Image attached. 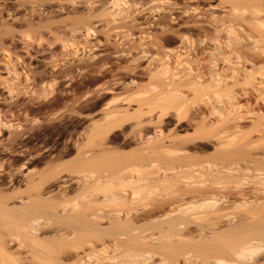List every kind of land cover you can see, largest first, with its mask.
Wrapping results in <instances>:
<instances>
[{
	"label": "bare ground",
	"instance_id": "bare-ground-1",
	"mask_svg": "<svg viewBox=\"0 0 264 264\" xmlns=\"http://www.w3.org/2000/svg\"><path fill=\"white\" fill-rule=\"evenodd\" d=\"M0 15V264H264V0Z\"/></svg>",
	"mask_w": 264,
	"mask_h": 264
},
{
	"label": "rangeland",
	"instance_id": "rangeland-1",
	"mask_svg": "<svg viewBox=\"0 0 264 264\" xmlns=\"http://www.w3.org/2000/svg\"><path fill=\"white\" fill-rule=\"evenodd\" d=\"M14 1H15V0H14ZM216 11L218 12L217 9H216ZM0 16H1V15H0ZM1 17H2V16H1ZM1 17H0V24H10V23H9L10 21H9L8 19H5L4 16L2 17V19L4 20V22H5V20L8 21V23H7V22L4 23L3 21H1ZM1 22H2V23H1ZM0 26H1V27H0V29H1L0 31H3V34H4V29H5V28L3 27V25H0ZM2 28H4V29H2ZM14 28H15V27H13V29H14ZM17 28H18V30H19V27H16V29H17ZM15 32H16V31L13 30V34H11V35H12V36H13V35L16 36V33H15ZM0 33H1V32H0ZM10 33H12V32H10ZM10 33H8V37H6V36L4 37L5 39H3V36H4V35H3V36L1 35L2 37L0 36L1 39L4 40V41L1 40L2 43H1V42H0V43H1V45L4 44V46H2V47H0V48L6 47L5 45L8 46L9 42L11 43V41H9V40H12V39H10V37H9V34H10ZM17 33H18V31H17ZM5 34H6V33H5ZM6 35H7V34H6ZM11 35H10V36H11ZM19 35H20V34H19ZM15 36H13V37H15ZM6 38H7V39H6ZM15 38H16V39H15V40H12V41H16L17 43H16V42H13V44L11 43L12 45L9 44L11 47L8 46L9 48L6 47L5 49H11L12 47L15 48V46H16L17 50H16V48H15V49L13 48V50H16L14 54H16V52H18V56H19L20 54H21V56H22V55H23V56L25 55V56H26V60L24 59V60H25V61H24L23 58H22V60H23L24 62L31 61V60H30V57H28V56H30L29 53H32L31 51H34V52H35L34 49H38V47L40 48V45H39V46H38V45H37V46L35 45V47H34V46H32V44H33V43H32L31 46H32V48H34V49L31 50V49L29 48V46H27V47L29 48L30 52L28 53L29 50L27 49L28 51H27V53H26L25 50H26L27 47H25L26 45L23 46L25 43H24L23 41H21V42H23V45H22L20 41H19L20 43H18V40H17V39H18V36H16ZM13 39H14V38H13ZM6 40H7L8 42H7ZM5 41H6V42H5ZM4 42H5L6 44H5ZM1 45H0V46H1ZM13 45H14V46H13ZM42 46L44 47V48H43V50H44V49L46 48V45H45V44H44V45L42 44V45H41V49H42ZM24 47H25V48H24ZM58 47H59V45L51 46V50H52V52L54 53V55H55V52H54V51H56V54L58 53V51H59V48H58ZM11 50H12V49H11ZM13 50H12V51H13ZM39 50H40V49H39ZM51 50H50V51H51ZM6 51H7V50H4V51H1L0 53H1L2 56H3L2 53H4V52H5V53H4V56H7V55H8L7 57H4V56H3L4 59H6V60H4L6 63H7L8 60H10L9 62H11L12 57H11L10 55L13 54L14 51H13V52H10V50H8V51L10 52V53H9V52L7 51L8 54L6 53ZM36 51H37V50H36ZM44 53H45V52H44ZM44 53L42 52V54H44ZM48 53H49V52H48ZM27 54H28V55H27ZM42 54H40V55H42ZM48 55H49V54H47V52L45 53V55H42V56H43V61H44V59H45V61H46V58H45V57H48ZM12 56H13V55H12ZM42 56H37L36 59L33 58V59H32L33 61L30 62V63H34L33 65H34V67H35L37 70H41V69L44 68V66H43L44 62H43V61L40 62V61L42 60ZM56 56H57V55H55V57H56ZM13 57H14V56H13ZM39 57H41V58H39ZM55 57H54V58H55ZM7 58H8V60H7ZM24 58H25V57H24ZM56 58L59 59V61H62L61 64H63V60H65V58H63V57H61V56H60V57L58 56V57H56ZM56 58H55V60L53 59L55 62H57V61H56ZM61 58H63V60H62ZM28 59H29V60H28ZM40 59H41V60H40ZM60 59H61V60H60ZM22 60H19V61H18V62H21V63H20L21 65H23V64H22ZM66 60H69V59H66ZM59 61H58L57 63H59ZM42 63H43V64H42ZM21 65H19V63H18V66H21ZM36 66H38V67H36ZM42 66H43V68H42ZM40 67H41V68H40ZM78 78H79V77H78ZM80 79L82 80L83 78L80 77ZM80 79H78L75 83H76V84H77L78 82L80 83ZM82 81H83V80H82ZM54 89L56 90V88H54ZM3 90H4V89H3ZM55 90H53V91H55ZM1 91H2V90L0 89V94H1ZM53 91L51 92V97H52ZM2 92H4V93H3L4 95H3V94H1V95L5 96V91H2ZM55 92H56V91H55ZM49 94H50V93H49ZM56 94H57V92H56ZM56 94H54L53 98L50 97V98H51V99H50L51 102H52V101L55 99V97L57 96ZM49 96H50V95H49ZM49 96H48V98H49ZM20 100H21V101H20ZM20 100H19L20 102L24 101L23 99H20ZM47 100H49V99H47ZM50 101H49V102H50ZM45 103H48V101H45ZM57 111H58L59 113H57L56 110H54V111L49 112V113H50L49 115H48V112H47V116H50V117H49L50 119H49L47 116H45L46 114H45V115L42 114L40 118H42L43 115H44V117H43V119H41V120H42L41 122H44V120H46L47 118H48L47 121H48V120H52L51 118H53L54 121H51V122L48 121L49 124H50V123L52 124V125L50 124L51 126H53V124H54V125H58V124H60V125H58V126H61V124H64L63 122H65V123H67V124H69V123L71 122V118H70L71 116L68 115V113H66L67 115H65V114L63 115L62 112H61V114H60V111H59V110H57ZM51 113H52V114H51ZM53 116H54V117H53ZM62 116H63V117H62ZM69 116H70V117H69ZM61 117H62L63 120L61 119ZM65 117L68 118V120H67ZM44 118H45V119H44ZM54 118H55L56 120H55ZM64 119H65V120H64ZM47 121H45L44 123H46ZM66 121H68V122H66ZM48 122H47V123H48ZM39 124H40V123H39ZM49 124H47V125H49ZM50 125H49V126H50ZM7 157H8V156H7ZM42 167H43V166H42ZM40 168H41V166H40Z\"/></svg>",
	"mask_w": 264,
	"mask_h": 264
}]
</instances>
